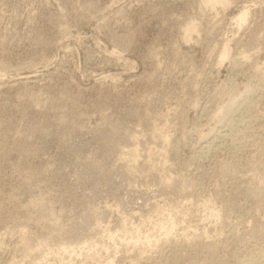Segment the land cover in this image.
<instances>
[{
    "label": "rangeland",
    "instance_id": "1",
    "mask_svg": "<svg viewBox=\"0 0 264 264\" xmlns=\"http://www.w3.org/2000/svg\"><path fill=\"white\" fill-rule=\"evenodd\" d=\"M228 1L0 0V264H264V0Z\"/></svg>",
    "mask_w": 264,
    "mask_h": 264
},
{
    "label": "bare ground",
    "instance_id": "2",
    "mask_svg": "<svg viewBox=\"0 0 264 264\" xmlns=\"http://www.w3.org/2000/svg\"><path fill=\"white\" fill-rule=\"evenodd\" d=\"M229 3V1L228 0H201V4H203L204 6L203 7H205L206 9L208 8V9H211V11L212 10H214L215 11V9H216V7L218 6V5H220V7L222 6H225L226 5V8L228 7V5L230 4H228ZM228 4V5H227ZM221 7V8H222ZM202 8V7H201ZM225 8V9H226ZM224 9V8H223ZM213 11V12H214ZM218 13V12H217ZM247 17H248V11L246 10V9H244V8H242V10L235 16V17H233L232 18V21L235 23V25H237V28L238 27H240L241 25H243L244 23H245V21L247 20ZM192 22V21H191ZM188 23V22H187ZM194 23V22H193ZM194 25H195V23H194ZM194 25H192V23H191V25H186L187 27H186V29L184 30V37L183 38H185V42H189V41H191L190 39H191V37H192V35H193V33L196 31V36L198 35V32H197V29L196 28H198V27H195ZM185 26V25H184ZM184 28V27H183ZM238 29H240V28H238ZM188 40V41H187ZM227 42V41H226ZM228 43H229V41H228ZM228 43H225L224 45H223V48L221 49V52L219 53V56H218V62H217V64H219V65H221L222 66V64L224 63V62H226V61H228V60H230V57H231V49H230V45H228ZM243 54H245V53H243ZM246 55V54H245ZM247 57H249L248 55H246L245 56V58H247ZM243 58H244V55H243ZM244 58V59H245ZM249 58H247V59H245V60H248ZM243 60V59H242ZM242 62V61H241ZM236 63V62H235ZM218 66V65H217ZM257 67V66H256ZM257 69V68H256ZM260 70V69H259ZM232 97H233V95H232ZM235 98H233L232 100H234ZM228 113V112H227ZM226 113V114H227ZM229 126V125H228ZM264 128V127H263ZM257 195V194H256ZM179 208V207H178ZM174 210V209H173ZM154 212V211H153ZM156 213V212H155ZM160 213V212H159ZM173 214H174V212H173ZM211 214V213H210ZM153 215V214H152ZM155 215V214H154ZM213 216H215L214 214H212ZM212 216V217H213ZM127 217V216H126ZM216 217V216H215ZM128 218V217H127ZM158 218V217H157ZM129 219V218H128ZM126 220V219H125ZM161 220V219H160ZM158 221V223L159 222H161L160 224H161V226H160V228L163 230V231H165V232H167L168 233V231L170 230V229H173L172 227H173V224H169V223H164L163 221ZM171 220V219H170ZM170 220H168V221H170ZM243 220V219H242ZM127 221V220H126ZM126 221H122L123 222V226H127V225H125V223H126ZM167 221V222H168ZM125 222V223H124ZM157 223V222H156ZM157 223V224H158ZM171 223V222H170ZM127 224V223H126ZM182 224V223H181ZM159 225V224H158ZM175 226V225H174ZM178 227V226H177ZM186 228V227H185ZM160 229V230H161ZM189 229V228H188ZM195 229V228H194ZM138 230H139V228H138ZM141 230V229H140ZM121 231H123V229L121 230ZM163 231H162V233H163ZM118 232V231H117ZM113 233L112 235V237H114V234H115V236L119 233ZM111 233L112 232H110V233H108L107 232V234H110L111 235ZM125 233V231H123V233L121 232L120 234H124ZM147 234H148V232H146ZM119 234V235H120ZM126 234V233H125ZM146 234V235H147ZM165 234V233H164ZM119 235H117V236H119ZM145 234H144V232H143V240L142 239H140L139 237V239L140 240H134V238L132 239V242H133V240H134V242L135 241H138V242H140L141 240L142 241H144V243H147V245H148V243L150 244V242H151V240L153 239H151L150 237H149V235L148 236H146ZM123 236H125V235H123ZM142 236V235H141ZM150 236H152L151 234H150ZM108 237V236H107ZM112 237L110 238V239H112ZM153 237V236H152ZM120 238H122V237H120ZM124 238H126V237H124ZM132 238V237H131ZM186 238V237H185ZM109 239V240H110ZM113 239H115V238H113ZM112 239V240H113ZM118 239V238H117ZM111 240V241H112ZM120 241L122 240V239H119ZM119 240H118V242H119ZM124 240V239H123ZM126 240V239H125ZM130 240V239H129ZM183 240V239H182ZM114 241V240H113ZM117 241V240H116ZM127 241V240H126ZM124 242V245H126V243L127 242ZM141 241V242H142ZM153 241H155V240H153ZM129 243L131 242V240L130 241H128ZM133 242V243H134ZM140 242V243H141ZM112 243V242H111ZM114 243H115V241H114ZM123 243V242H122ZM129 243H128V245H129ZM132 243V244H133ZM117 244V243H116ZM116 244L114 245L115 247H117L116 246ZM121 244V243H120ZM137 244V243H136ZM142 244H143V242H142ZM123 245V244H122ZM138 245H140V244H137V246ZM143 246H145L144 244H143ZM133 247L135 248V245H133ZM103 248V247H102ZM110 248V247H109ZM65 249V248H64ZM108 249V248H107ZM144 249V248H143ZM193 250V249H192ZM142 251V250H141ZM103 252V251H102ZM141 254V253H140ZM95 255V254H94ZM145 255V254H144ZM143 254H142V256H144ZM254 257V256H253ZM110 263H112V261L111 262H109V264Z\"/></svg>",
    "mask_w": 264,
    "mask_h": 264
}]
</instances>
